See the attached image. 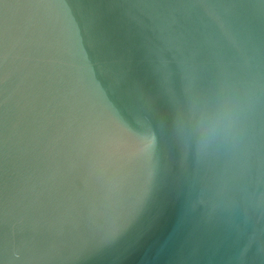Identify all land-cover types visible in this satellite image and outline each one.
<instances>
[{
  "label": "water",
  "instance_id": "1",
  "mask_svg": "<svg viewBox=\"0 0 264 264\" xmlns=\"http://www.w3.org/2000/svg\"><path fill=\"white\" fill-rule=\"evenodd\" d=\"M0 264H264V0H0Z\"/></svg>",
  "mask_w": 264,
  "mask_h": 264
}]
</instances>
